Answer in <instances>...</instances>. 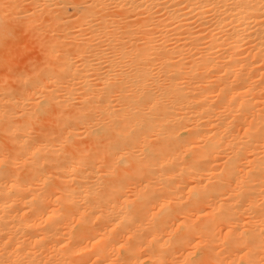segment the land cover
<instances>
[{
	"label": "bare ground",
	"instance_id": "bare-ground-1",
	"mask_svg": "<svg viewBox=\"0 0 264 264\" xmlns=\"http://www.w3.org/2000/svg\"><path fill=\"white\" fill-rule=\"evenodd\" d=\"M260 3L0 0V47L19 41L23 47L29 44L38 49L33 63L31 58L20 61L22 66L27 64L24 69L34 68L36 81L31 83V79L27 86L23 82L19 89L15 87L18 81L13 82L10 87L16 91L9 93L7 82V93L1 89L0 95V148L7 145L18 164L0 167V242L8 241V251L19 252L25 259L38 254L48 264L62 260L114 264L117 259L124 264L141 260L153 264L140 247L158 236L157 259L170 252L163 258L183 260L166 243L167 229L142 235L127 249L120 245L129 230L141 223L140 211L146 222L160 212L164 197L174 200L169 187L200 186L201 178L207 186L201 190L212 198L206 201L211 207L202 205L205 211L237 209V201H243L244 207L251 205V213L234 215L242 229L254 228L258 240L264 200L259 169L264 151L258 131L264 77V9ZM79 7L84 13H79ZM46 56L51 58L47 66L41 63ZM114 117H126L129 126L138 123L142 142L147 137L152 146L153 161L145 168L146 175L137 180L154 183L141 199H137L138 188L129 186L117 200L108 186L125 175L127 166L121 164L110 171L93 160L101 143L97 132ZM205 144H215L217 151L202 160L208 155L202 147ZM172 157L175 160L167 163ZM114 159V155L104 157L108 165ZM194 161L205 170L193 169ZM237 177L246 178L242 188L236 186ZM69 192L74 196L66 195ZM85 192L94 194L85 197ZM57 196L61 197L58 204L53 203ZM125 196L137 211L120 208ZM96 204L105 208L104 217L97 219L100 213L96 212L87 223L73 227L80 214H91ZM113 204L116 209L109 217ZM168 215L158 217L154 228L170 223ZM220 219L217 212V222ZM222 227L227 231L229 226ZM97 240L101 242L93 248ZM221 247L217 244L216 253H207L206 259H240L239 254L218 256ZM260 255L255 250L257 261Z\"/></svg>",
	"mask_w": 264,
	"mask_h": 264
},
{
	"label": "snow or ice",
	"instance_id": "snow-or-ice-1",
	"mask_svg": "<svg viewBox=\"0 0 264 264\" xmlns=\"http://www.w3.org/2000/svg\"><path fill=\"white\" fill-rule=\"evenodd\" d=\"M102 7L105 5H101ZM111 8L116 9V4H111ZM122 7V5H121ZM260 7L264 9V0H261ZM262 47H264V41H262ZM46 52L47 49L45 48ZM41 63L47 64L51 63V58L46 56L45 60H42ZM261 64L264 66V54L261 56ZM115 83V82H113ZM261 109H260V128L258 129L260 133V142L261 149L264 151V77L261 79ZM248 129H245L247 132ZM142 128L137 123L135 125L129 126L127 123L126 117H114L110 121L106 128L102 131L97 132L98 140L101 141L97 145V152L93 157V160H99L101 166H107L110 168V171H114L115 167L123 164L127 166L128 171L124 176L119 177L116 181H110L108 186L111 187L112 192L116 195V199H120L119 193H124L129 191V186L137 187V199L142 198V194L147 191L154 181H149L147 184H143V180H137V177H144L146 175L145 168L150 166L151 161H153L152 155V146L147 143V137L141 139ZM103 141H107L104 143ZM202 147L205 148L207 156L201 157L202 160L211 158L212 154L217 151V146L215 144H205ZM107 155H114L115 159L112 161L111 165L106 164L104 157ZM184 155L187 156L188 152L185 151ZM139 157V158H138ZM175 160V157H172L167 163L171 164ZM27 163V160L24 161ZM227 164L228 162L225 161ZM18 166L17 161L12 158L10 151L5 145L3 148H0V167H13ZM94 166V165H93ZM164 167V165H160ZM192 168L197 171H204L200 166L199 161H194ZM259 169L262 176V185H264V156L260 158ZM251 171V169L249 170ZM179 175V174H176ZM161 178L163 179V173H161ZM169 179H172L169 177ZM159 183V181H155ZM175 183V181L173 180ZM231 183V181H229ZM246 182L245 177H237L235 180L237 188H242ZM44 184L48 183V179L45 178ZM143 184L142 187L139 185ZM163 187V185H161ZM206 185H203V178H201L200 186L192 185L188 186L187 184H176L175 187H169L168 191L170 197H174V200L169 197H164L165 203L160 205V212L154 213L153 217L148 219L146 222L143 220V212L140 211L139 215L141 216V223L136 226V229L129 230L127 239L124 243L120 245L122 249H127L133 245L130 242H134L139 239L142 235L150 234L151 231H163L167 229L168 241L167 244L171 245V251H176L180 256H183V260H177L173 257L171 260L166 258L169 253H161L159 259L156 258L155 245L159 241L158 236H153L152 240L144 243L140 247V251L145 255H148L150 259L153 260V264H264V200L261 202V212L259 216V239L257 240V234L254 228L245 227L241 228L240 219L234 215V213H239V217H243L245 213H251L252 206L244 207L243 201H237L240 204V207L237 209L229 206L226 210L219 209L220 217L222 219L217 222V212L209 213L205 211L206 201L212 199L207 191H202L201 188H206ZM187 190V197L184 195V190ZM179 192V195L176 193ZM94 193L85 192V197L91 196ZM66 195L74 196V193H66ZM261 195L264 196V186L261 189ZM61 197L57 196L56 200L53 203L58 204ZM157 200L161 197H156ZM124 203L120 205V208L134 212L137 211L134 208V203L129 201L127 197H124ZM75 202V200H73ZM85 201H81L84 203ZM175 203V208L171 207ZM211 207V205H206ZM116 209V205H112V210L108 211V216L113 215V210ZM96 212H99L100 215L97 216V219H102L105 214V208L100 204L95 205V210L89 214V212H83L80 214V217L75 220L73 227L76 224L87 223L90 219V215H96ZM55 213V209H53ZM165 213H168V220L170 223H165L162 228H154L156 219L158 217L164 216ZM183 216L184 219L177 218ZM51 219V217L49 218ZM48 223V221H43ZM245 223H250L245 221ZM223 225H228L227 231L223 230ZM220 229L219 233L217 229ZM104 239V237H101ZM100 240H97L92 247L95 248L100 244ZM7 244L8 241H5ZM221 245V250L218 256L227 255H240V259H229L224 260L221 258L206 259L207 253H216V245ZM18 247V246H17ZM61 247H66V245H61ZM75 247V246H74ZM164 247V246H161ZM86 250V249H84ZM247 250V251H245ZM255 250H258L261 255L259 261L255 257ZM73 255H77L78 251H73ZM247 257V259H245ZM99 260V257L97 258ZM42 264H48V262H42ZM55 264H75V262H70L67 260L56 261ZM91 264H96L95 261ZM100 264H105L101 261ZM114 264H124L120 259H117ZM139 264H145L143 260L139 261Z\"/></svg>",
	"mask_w": 264,
	"mask_h": 264
},
{
	"label": "rangeland",
	"instance_id": "rangeland-1",
	"mask_svg": "<svg viewBox=\"0 0 264 264\" xmlns=\"http://www.w3.org/2000/svg\"><path fill=\"white\" fill-rule=\"evenodd\" d=\"M80 9H79V13L81 12V14H82V12L84 13V10H83V8L82 7H79ZM74 18V17H73ZM72 18V19H73ZM18 43V44H17ZM17 43H14V44H9V45H5V46H3V47H0L1 49H0V59L2 60H0V95H1V93H3V92H1V91H3V90H1V89H4V94L5 93H7V89H8V87H7V82H10V84L8 85L9 87H10V85H15V83L18 81V83H17V85H15V87H17L18 89L19 88H21V87H23V86H21L22 84H23V82H24V85L25 86H27L28 84H29V82L30 81H32L31 79H34L31 83H33V82H35L36 80V71L34 70V68L31 66V67H28V68H26V69H24L25 67H27L26 65L27 64H25L24 66H22L24 63H26L27 61H26V59L28 60L29 59V61L30 62H34L33 61V59H35L36 57V55L38 54V49L35 47V46H33V45H26L25 44V46L26 47H23V42L22 43H20L19 41L17 42ZM20 43V44H19ZM22 44V45H21ZM20 45H21V47H23V48H20ZM15 46V47H14ZM17 46H19V47H17ZM28 46V47H27ZM29 46H31V47H29ZM33 46V47H32ZM5 47V48H4ZM7 47H8V50H7ZM9 47L11 48V49H9ZM27 48H29L28 50H27ZM31 48V49H30ZM34 48V49H33ZM6 49V50H5ZM15 49V50H14ZM19 49H20V51H19ZM37 49V50H36ZM13 50V51H12ZM7 51V52H6ZM24 51V52H23ZM31 51V52H30ZM8 52H9V54H8ZM10 52H12L13 54H10ZM19 52H22V53H20L19 54ZM27 52V53H26ZM32 52H34V54L32 53ZM7 54V55H6ZM22 54V55H21ZM27 55L28 57H24V55ZM11 55V56H10ZM12 57V58H11ZM20 57H21V59H20ZM33 57V58H32ZM11 58V59H10ZM31 58V59H30ZM12 59H14V60H12ZM23 61V62H20V61ZM11 61H13V62H11ZM15 61L16 62H19V63H15ZM26 61V62H25ZM3 63V64H2ZM9 63V64H8ZM13 63H14V65H13ZM21 63H23L22 65H20ZM29 63V62H28ZM12 64V65H11ZM16 64H18V65H16ZM31 64V63H30ZM4 65V66H3ZM16 65V66H15ZM3 66V67H2ZM14 66V67H13ZM21 67V69H22V71L23 70H25V72H23V74H22V71L20 70V67ZM28 66H29V64H28ZM7 67V68H6ZM16 68H17V73L16 74H18V75H16L15 74V70H16ZM33 68V70L35 71V73H34V71L32 72V70H31V72H30V69H32ZM12 69H13V71H12ZM15 69V70H14ZM4 70V71H3ZM12 71V72H10V71ZM7 71V72H6ZM19 71V72H18ZM28 73H27V72ZM3 72V73H2ZM30 72V73H29ZM7 73V74H6ZM10 73V74H9ZM14 75H13V74ZM33 73V75L35 76V78H33L34 76L33 75H31ZM20 74V75H19ZM25 74H27L28 75V78L29 77H31L30 79H28L26 76L27 75H25ZM16 75V76H15ZM30 75V76H29ZM7 76V77H6ZM5 79H4V78ZM17 78V79H16ZM7 79V80H6ZM8 79H10V80H8ZM20 79H21V81H22V83H20L21 81H20ZM13 80V81H12ZM25 80V81H24ZM3 81H4V83H5V85L3 86ZM12 82V83H11ZM13 82H15V83H13ZM27 82V83H26ZM19 83H20V85H19ZM3 86V87H2ZM13 86H11L9 89H8V93L9 92H15L16 90H15V88H12ZM21 86V87H20ZM6 87V88H5ZM12 88V89H11ZM16 88V89H17ZM11 89V90H10ZM13 90V91H12ZM15 90V91H14ZM4 94H2V95H4ZM45 123V122H44Z\"/></svg>",
	"mask_w": 264,
	"mask_h": 264
},
{
	"label": "clouds",
	"instance_id": "clouds-1",
	"mask_svg": "<svg viewBox=\"0 0 264 264\" xmlns=\"http://www.w3.org/2000/svg\"><path fill=\"white\" fill-rule=\"evenodd\" d=\"M244 7H246V5ZM9 248H11L9 243L6 244L5 241L0 242V257H6L5 259H0V264H42L43 262L38 259V254L25 259L20 256L19 252L8 251ZM49 264H51V262H49Z\"/></svg>",
	"mask_w": 264,
	"mask_h": 264
}]
</instances>
